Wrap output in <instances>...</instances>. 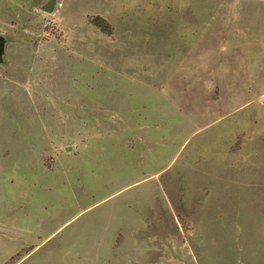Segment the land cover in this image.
I'll list each match as a JSON object with an SVG mask.
<instances>
[{
	"label": "rangeland",
	"instance_id": "obj_1",
	"mask_svg": "<svg viewBox=\"0 0 264 264\" xmlns=\"http://www.w3.org/2000/svg\"><path fill=\"white\" fill-rule=\"evenodd\" d=\"M46 2L0 0V264H264V5Z\"/></svg>",
	"mask_w": 264,
	"mask_h": 264
},
{
	"label": "crops",
	"instance_id": "obj_2",
	"mask_svg": "<svg viewBox=\"0 0 264 264\" xmlns=\"http://www.w3.org/2000/svg\"><path fill=\"white\" fill-rule=\"evenodd\" d=\"M56 2V0H54ZM129 2V4L132 2L135 6L136 3H140L142 6L143 2H148L151 0H126ZM237 1V0H234ZM245 5L250 8L253 16H255V12H258V6L264 5V0H245ZM44 6V5H43ZM42 6V7H43ZM187 6V4L185 5ZM2 40V51L0 53V74H8V36L1 37ZM3 78L2 75H0V79Z\"/></svg>",
	"mask_w": 264,
	"mask_h": 264
},
{
	"label": "water",
	"instance_id": "obj_3",
	"mask_svg": "<svg viewBox=\"0 0 264 264\" xmlns=\"http://www.w3.org/2000/svg\"><path fill=\"white\" fill-rule=\"evenodd\" d=\"M55 1L54 0H47L41 10L45 13H52L54 10ZM2 51V40L0 38V53Z\"/></svg>",
	"mask_w": 264,
	"mask_h": 264
},
{
	"label": "trees",
	"instance_id": "obj_4",
	"mask_svg": "<svg viewBox=\"0 0 264 264\" xmlns=\"http://www.w3.org/2000/svg\"><path fill=\"white\" fill-rule=\"evenodd\" d=\"M100 20V23L101 22H103L104 23V21H102L101 19H99ZM94 25H96V26H98V27H100L101 28V26H99V23H94ZM102 29V28H101Z\"/></svg>",
	"mask_w": 264,
	"mask_h": 264
}]
</instances>
